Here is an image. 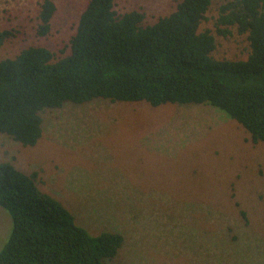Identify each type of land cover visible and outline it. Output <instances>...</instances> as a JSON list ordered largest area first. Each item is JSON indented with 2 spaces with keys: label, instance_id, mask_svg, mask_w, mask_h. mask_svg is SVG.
<instances>
[{
  "label": "rangeland",
  "instance_id": "374dc122",
  "mask_svg": "<svg viewBox=\"0 0 264 264\" xmlns=\"http://www.w3.org/2000/svg\"><path fill=\"white\" fill-rule=\"evenodd\" d=\"M43 0H0V60L30 46L56 59L88 0H52L47 37L36 34ZM180 0H116L121 16L152 25ZM213 0L200 30H211L217 60H246L250 46L235 28L216 32ZM43 134L23 147L0 133V162L39 173V189L59 201L91 235L119 233L114 264H264V143L254 144L236 121L208 105L66 104L42 114ZM245 214V216L242 215ZM12 229L0 208V250Z\"/></svg>",
  "mask_w": 264,
  "mask_h": 264
},
{
  "label": "trees",
  "instance_id": "16d2710c",
  "mask_svg": "<svg viewBox=\"0 0 264 264\" xmlns=\"http://www.w3.org/2000/svg\"><path fill=\"white\" fill-rule=\"evenodd\" d=\"M213 0H180L152 25L145 15L121 16L116 0H88L69 54L56 59L30 46L0 60V133L23 147L43 134L42 114L66 104L208 105L236 121L254 144L264 143V0H229L219 7L216 32L246 35V60H217L211 30H200ZM43 0L36 34L47 37L56 13ZM0 33V46L11 37ZM264 176V173H261ZM39 173L0 162V208L12 223L0 264H114L124 238L91 235L59 201L42 192ZM245 216L244 213H242Z\"/></svg>",
  "mask_w": 264,
  "mask_h": 264
}]
</instances>
